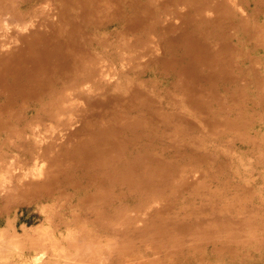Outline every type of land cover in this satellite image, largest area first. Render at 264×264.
Returning <instances> with one entry per match:
<instances>
[{"label":"rangeland","instance_id":"obj_1","mask_svg":"<svg viewBox=\"0 0 264 264\" xmlns=\"http://www.w3.org/2000/svg\"><path fill=\"white\" fill-rule=\"evenodd\" d=\"M98 1L0 0V264H264V0Z\"/></svg>","mask_w":264,"mask_h":264},{"label":"bare ground","instance_id":"obj_2","mask_svg":"<svg viewBox=\"0 0 264 264\" xmlns=\"http://www.w3.org/2000/svg\"><path fill=\"white\" fill-rule=\"evenodd\" d=\"M52 1V0H51ZM104 1H106V2H104ZM6 2V1H5ZM99 2L100 1H98V2H96V5L95 6H93V8H98L99 6ZM114 3L112 0H103V1H101L100 2V4L101 3ZM136 2V4H134L133 6H130L129 7V9H131V11L132 10H135L136 8H137V6H139L140 4H149V2H151V0H145V1H135ZM146 2V3H145ZM173 2H175V4H177L179 1L178 0H174ZM89 3V2H88ZM152 3V2H151ZM5 4V3H4ZM7 4H8V0H7ZM43 4V3H42ZM52 4V3H51ZM107 4V5H108ZM2 5V4H1ZM6 5V4H5ZM83 5V4H82ZM103 5V4H102ZM110 5V4H109ZM113 6H114V4H112ZM85 6V5H84ZM106 6V5H105ZM50 7V6H49ZM81 7H83V6H81ZM89 7V6H88ZM92 7V6H91ZM102 7V6H101ZM113 8V7H112ZM183 8V7H182ZM84 9V8H83ZM184 9V8H183ZM115 11V10H114ZM110 14H113V13H110ZM170 14V13H169ZM104 17V16H103ZM101 18H102V16H101ZM113 18H115V20H114V22L113 23H117V22H119V23H126L127 25H129L130 24V22L133 24V25H135V23L138 25V24H142L143 26H144V28H145V25L147 24H150V23H152V22H154V21H157V22H159L160 24H161V26H163V28H162V30H161V35L162 36H166V35H168L167 33H166V30L167 29H169V23H168V21H169V19H165V18H157L156 20L154 19L153 21H149V19L148 20H145L147 23H144V20H141L140 19V17L138 16V15H136V18H134V20H131L130 19V17H127L126 18V16H124V15H122V17H113ZM146 18V17H145ZM55 19V18H54ZM53 19V20H54ZM133 19V18H132ZM102 20V19H101ZM120 20H124L123 22H121ZM5 21V20H4ZM132 21H134L135 23H133ZM16 22V21H15ZM149 22V23H148ZM4 23V22H3ZM103 23V22H102ZM177 23V22H176ZM14 24V23H13ZM16 25V24H15ZM29 25V24H28ZM146 25V26H147ZM3 27H6L5 26V24L3 25ZM17 27V26H16ZM22 29V28H21ZM5 30V29H4ZM23 30V29H22ZM36 30L37 29H30V30H28L27 32H25V33H23L22 31H13L12 32V34L14 35H12L13 36V38L15 37V39H17V40H19L20 41V43L19 42H16V43H14L13 45H11L9 48H5V49H2V50H0V58H4V57H10V58H12V59H15V58H17L18 56H20L21 54L23 55V53H25L26 51H25V46L27 45V44H29V42H28V38H30V37H33V36H35L36 34H37V32H36ZM152 30H154L153 28H151V29H149L148 31H146V36H148V37H150L151 35H153L154 34V31L152 32ZM177 30V29H176ZM201 30V29H200ZM6 31V30H5ZM7 32H8V30H7ZM44 32V31H43ZM41 33V37L43 38V34L44 33ZM49 32V31H48ZM39 33V32H38ZM52 33V32H51ZM61 33V32H60ZM225 33H227V32H225ZM4 35V34H3ZM10 35V34H9ZM45 35H46V33H45ZM54 35V34H53ZM57 35V34H56ZM125 35V34H124ZM8 38V37H7ZM151 38V37H150ZM175 38V37H174ZM45 39V38H44ZM206 39V38H205ZM61 40V39H60ZM137 40V39H136ZM57 42V41H56ZM200 42V41H199ZM27 43V44H26ZM65 43V42H64ZM212 43V42H211ZM26 44V45H25ZM38 44V43H37ZM53 45V47H54V44H52ZM58 45H61V46H63V44H58ZM206 45V44H205ZM3 46H7V44L6 43H4L3 44ZM30 46H32L31 45V43H30ZM41 47H42V45H40ZM44 46V45H43ZM27 47V46H26ZM28 48V47H27ZM209 48V47H208ZM41 50H42V48H41ZM45 52H44V54H43V57H51V52H52V46H50V44H46V47L43 49ZM76 50V49H75ZM203 50V49H202ZM201 50V51H202ZM29 51H33L32 49H29ZM35 51H37V50H35ZM35 51H33V52H35ZM39 51V50H38ZM37 51V52H38ZM58 52H57V55H55L54 57H56V58H54V59H52V60H49V59H45V60H47V61H50L51 62V64H54L56 61H59V63L57 64V68H58V70L60 71V70H62L63 69V64H64V62L65 63H67L68 62V59H67V62L65 61V60H63V59H65V58H62L61 56H60V52H59V50H57ZM207 51V50H206ZM37 52H35V54L37 55ZM82 52V51H81ZM118 52H120V50L118 51ZM205 53V52H204ZM128 54V53H127ZM131 54V53H130ZM32 55V54H31ZM120 55V54H119ZM40 56V55H39ZM39 56H37L38 58H40ZM125 56V55H124ZM130 56V55H129ZM152 56V55H151ZM15 57V58H14ZM43 57L41 58V59H43ZM25 58H27V57H25ZM123 58H125V57H123ZM140 58H142V57H140ZM130 59V58H129ZM207 59H209V58H207ZM35 60H36V58H35ZM79 59H76V60H74L73 62H77ZM131 60V59H130ZM136 60V59H135ZM4 61V60H3ZM42 61V60H41ZM164 61V60H163ZM21 61H19V63H20ZM30 62V64H28V66L29 65H38V66H47L46 64H43V63H35V61H33V59H32V61H29ZM28 62V63H29ZM38 62V61H37ZM209 62H210V60H209ZM212 62V61H211ZM25 63V62H24ZM130 63H131V61H130ZM164 63V62H163ZM223 63V62H222ZM120 64V63H119ZM21 65V64H20ZM19 65V66H20ZM23 65V64H22ZM74 65V64H73ZM76 65V64H75ZM81 66H82V68H87L88 69V71H86V72H84V75H85V78H88V79H90L89 78V76L93 73V72H95V74L96 75H98V77L99 76H101V80L99 81V83L98 82H95L94 83V85H96L97 84V86H98V96H101L102 97V95L103 94H101V93H103V91L105 90V87L109 84V81H108V79L109 78H106V77H103L104 78V80L102 79V76H104V75H106V74H104V71H103V67H102V65H100V64H97L96 63V60H94L93 58H88V61H86V62H83V60H82V63L80 64ZM104 65V64H103ZM170 65V64H169ZM175 65V64H174ZM199 65V64H198ZM213 65H215V64H213ZM27 66V65H26ZM28 66L27 67H25V66H23L22 68H21V72H22V77L24 78L23 79V81H24V83H23V85H22V89H19V90H23V89H26L27 87H29V85H31L32 86V81H34V77L36 78L37 77V75L35 76V73H34V71L36 70L34 67H31V66H29L30 68H28ZM131 66V65H130ZM137 66V65H136ZM200 66V65H199ZM37 69H38V67L37 66H35ZM55 67V68H56ZM76 67H79V66H76ZM133 67V66H132ZM168 67V65L165 67V68H167ZM208 67V66H207ZM213 67V66H212ZM56 68V69H57ZM137 68V67H136ZM164 68V69H165ZM169 68V67H168ZM209 68V67H208ZM25 69V70H24ZM67 69L68 70H70L71 69V66H68L67 67ZM80 69V68H79ZM163 69V68H162ZM161 69V70H162ZM23 70H24V73H23ZM114 70V69H113ZM172 70V69H171ZM75 71H77L76 70V68H75ZM84 71V70H83ZM82 71V72H83ZM117 72V71H116ZM220 72V71H219ZM119 73V72H118ZM37 74V73H36ZM40 74V73H39ZM219 74H221V73H219ZM15 75V74H14ZM115 75V74H114ZM109 76V75H108ZM187 77V76H186ZM77 78L78 77H76V79L75 80H77ZM189 78H190V76H189ZM73 79V78H72ZM40 80V79H39ZM63 80V79H62ZM86 81H88L87 79H85ZM228 80H229V78H228ZM21 80H19V79H14V82L15 83H19ZM225 81V80H224ZM190 82V81H189ZM187 84V83H186ZM52 84L50 83V86H51ZM84 85H87V84H84ZM82 86V87H85V86ZM14 86V85H13ZM46 86H47V84H46V82H43V84H42V86H41V89L39 90V92H36L35 93V96H38L37 95V93H40L41 91H43L45 88H46ZM15 87V86H14ZM110 87H112V86H110ZM187 87V86H186ZM185 87V88H186ZM86 88V87H85ZM90 89V88H89ZM112 89H113V87H112ZM184 89V88H183ZM187 89V91H185V92H188V88H186ZM191 90V89H190ZM3 91H4V89H3ZM184 91V90H183ZM67 92V91H66ZM193 92V91H192ZM184 93V92H183ZM189 93V92H188ZM199 93V92H198ZM197 92H196V94H198ZM87 94V93H86ZM97 94V93H96ZM88 95V94H87ZM184 95H185V93H184ZM191 95V94H190ZM195 96V95H194ZM88 97H89V95H88ZM192 97V96H191ZM217 99V98H216ZM102 100H104V98H102ZM195 100V99H194ZM74 102V101H73ZM194 103V102H193ZM71 105V104H70ZM67 107V106H66ZM66 107H64V109L66 108ZM73 107V106H72ZM104 107V106H103ZM69 108V107H68ZM70 109V108H69ZM26 113H28L27 112V110L25 111ZM106 114V113H105ZM26 115V114H25ZM127 117V116H126ZM78 118V117H77ZM120 119H122V118H120ZM131 119V118H130ZM101 121V123L103 122L104 123V121L101 119L100 120ZM102 123V124H103ZM182 123V122H181ZM89 124V123H88ZM98 124H100V123H98ZM184 124V123H183ZM186 127V126H185ZM184 127V128H185ZM187 128V127H186ZM32 130V129H31ZM34 132V131H33ZM73 132H74V130H73ZM75 133V132H74ZM17 137V136H16ZM67 137V136H66ZM12 142V141H11ZM10 142V143H11ZM81 143V142H80ZM83 143V142H82ZM12 144V143H11ZM84 144V143H83ZM13 146V145H12ZM194 147V146H193ZM97 159V158H96ZM100 159V158H99ZM98 159V160H99ZM115 160V159H114ZM88 162V161H87ZM59 163V162H58ZM90 163V162H89ZM88 163V164H89ZM78 164V163H77ZM2 166V165H1ZM90 166V165H89ZM3 167V166H2ZM39 167V166H38ZM94 167V166H93ZM18 178H19V176H18ZM130 221V220H129ZM131 224V223H130ZM131 228H133V227H131ZM140 228V227H139ZM210 235V234H209ZM74 246L76 247V244H74ZM39 253V252H38ZM37 264H43V262L41 261V263H39V261L38 262H36Z\"/></svg>","mask_w":264,"mask_h":264}]
</instances>
